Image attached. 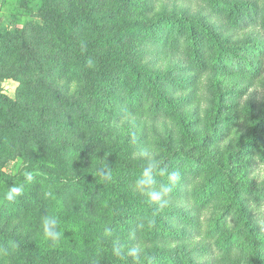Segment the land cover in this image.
<instances>
[{
  "label": "trees",
  "instance_id": "16d2710c",
  "mask_svg": "<svg viewBox=\"0 0 264 264\" xmlns=\"http://www.w3.org/2000/svg\"><path fill=\"white\" fill-rule=\"evenodd\" d=\"M172 1L156 9L164 0H38L40 21L0 30V82L9 77L20 82L16 99L0 91V130L8 134L0 140L21 141L24 156L41 158L49 175L0 169V181L26 185L21 196L0 205L2 226L5 217L45 207L42 183L51 181L63 185L65 204L74 193L80 196L69 221L101 234L105 218L91 224L82 215L91 210L87 207L105 205L113 222L133 229L145 244L136 257L126 252L118 257L91 245L60 247L0 227V251L13 264H206L194 251L215 253L213 264H264V233L252 206L264 200V180L250 177L247 169L253 155L264 162V108L236 106L219 81L206 84L208 111L201 122L207 127L197 134L187 105L200 77L233 63L264 80V0H194L195 10ZM153 51L164 55L163 65L153 63ZM106 115L135 116L141 125L172 121L150 140L163 152L153 190L171 188L164 206L137 187L147 165L136 154L139 140L129 136L135 133L103 142ZM16 134H24L23 140ZM96 150L105 154L94 165ZM172 200H190L196 214ZM210 207L204 222L198 213ZM182 219L194 232L175 225ZM57 230L56 225L52 231ZM192 234L201 239L198 249L177 242Z\"/></svg>",
  "mask_w": 264,
  "mask_h": 264
},
{
  "label": "rangeland",
  "instance_id": "374dc122",
  "mask_svg": "<svg viewBox=\"0 0 264 264\" xmlns=\"http://www.w3.org/2000/svg\"><path fill=\"white\" fill-rule=\"evenodd\" d=\"M168 2L174 3L172 0H166ZM187 7L195 10L197 5L194 0H179ZM110 2V0H105ZM165 4V0L162 4L158 3L156 9H160L161 6ZM16 8H19L18 11ZM140 13L139 11L134 14ZM136 16V15H134ZM31 20H41L39 9H38V0H29L27 5H22L17 0H0V30L5 28H21ZM153 58L154 64H164L165 58L164 55L158 51H153L150 55ZM232 64V63H231ZM196 85V93L191 94V101L187 103L190 111L193 112V116L197 120V134H202L207 127V124L201 122L202 115L208 110L206 99L203 98L202 94H207V85H214L220 83L222 90L229 89V103H236V106L239 105H248L255 104L257 107L264 108V80L258 81L251 78L249 75L238 70L236 65L233 63L230 67H227L225 70H218L214 72L205 73L203 77H200ZM1 89L0 91L8 95L12 99H16L20 82L18 79L14 78H5L0 82ZM242 93L239 95L238 91ZM206 92V93H205ZM232 96V97H231ZM186 105V106H187ZM254 105V106H255ZM235 111V109L233 110ZM232 111V112H233ZM11 122L15 124L19 123L20 120L11 119ZM2 122V121H0ZM172 121H151L148 120V125L136 119L135 116L129 115H120V116H111L106 115L105 119L101 123V128L105 130L107 134L104 135L103 142L106 144H112L116 140H121L128 135L130 132L135 134H129L132 136L133 141H138V151L136 154L143 156L145 159L146 165L150 160L158 161L162 157V150L160 146L152 145L150 140L153 137L154 132L163 131L164 125H172ZM4 131L0 130V137L6 136L8 134H3ZM143 133V134H141ZM180 134V133H177ZM249 134L248 131L245 132V135ZM22 135L16 134L18 140H23ZM73 137L75 134H71ZM21 138V139H20ZM233 136H231V139ZM73 139V138H72ZM150 142V143H149ZM103 143V144H104ZM177 144V143H176ZM26 149L24 144L21 141L14 143H5L0 140V169L3 171H11L15 174L19 171L24 174L32 175H47L48 173L44 171L42 159L34 156H24ZM38 153V152H37ZM105 154L104 151H95L93 157L90 158L91 164L97 165L98 155ZM245 168V167H243ZM248 175L257 180H264V162L259 161L256 155H253L248 160ZM45 176V177H46ZM126 177V176H125ZM125 177H123L122 183L125 182ZM130 179V178H129ZM25 181L14 180L13 182L0 181V205L5 199V193L8 191L10 186L13 185H24ZM44 191H42V196L46 199V205H35L32 206L31 211L28 214L20 213L17 216L5 217L6 223L4 227L2 226V220H0V227L4 231L14 230L15 232L26 235L31 238L40 239L43 241H49L52 245H58L60 247H68L76 249L78 247H84L86 245H91L101 249L103 252L109 254L114 252L113 249L116 246H122V250L126 252L127 249L136 248L143 249L144 242L138 239L136 233L133 229L124 226L122 224H116L113 222L107 210H105V205L102 207L93 206L89 212H86L82 215L85 219L91 218V224H94L96 220L105 218V227L104 231L99 234L92 229H85L80 227L77 224L72 223L67 218H70L71 210L80 200V196L76 193L73 194V199H68L65 204L64 198L62 197V184L54 183L47 181L42 183ZM168 198L166 195H163L162 198L157 201L160 206H164ZM174 204H177L179 207H182L188 213L195 215L194 210L191 209V201H180L172 200ZM254 207V215L257 220L258 228L262 233H264V200H259L252 204ZM210 209L212 207L205 209L202 213H198L200 218L206 221L210 216ZM83 209H80L82 212ZM219 211V208L216 210ZM58 214L62 216V219L58 218ZM46 217H54L57 220V232L60 233L58 239L54 240L50 236L45 234L43 221ZM177 227H186L190 231L194 232L195 228L193 224L188 219H182L175 221ZM200 237L196 234L189 236L184 235L181 240L177 241L178 243L185 244L187 248L193 249L201 245ZM1 242V241H0ZM200 256L197 260L206 262V264H213V256L215 253H207V255H201L200 251H194ZM5 252L0 251V264H13L14 260L11 256L7 257L4 254ZM203 254V253H202Z\"/></svg>",
  "mask_w": 264,
  "mask_h": 264
},
{
  "label": "clouds",
  "instance_id": "9594fccd",
  "mask_svg": "<svg viewBox=\"0 0 264 264\" xmlns=\"http://www.w3.org/2000/svg\"><path fill=\"white\" fill-rule=\"evenodd\" d=\"M158 168V163L155 160H150L146 167L143 168V171L137 180V187L147 195L153 201H159L161 199V194L167 195L170 193L171 188L169 186L161 185V191L156 192L153 190V186L156 181L154 178V173ZM160 174L163 175V170L160 171ZM106 175V174H105ZM171 180L177 179V173L173 172L169 175ZM33 177L28 175L26 177L27 181H31ZM24 187L23 185H13L10 186L8 191L5 193V199L8 201H13L16 197H19L23 194ZM45 234L53 238L54 240L58 239L60 236L59 232H53L52 229L57 225V220L54 217H46L43 221ZM114 254L118 257L125 255V251L122 250V246H116L113 249ZM128 256L136 257L138 255V250L136 248H130L126 250Z\"/></svg>",
  "mask_w": 264,
  "mask_h": 264
}]
</instances>
